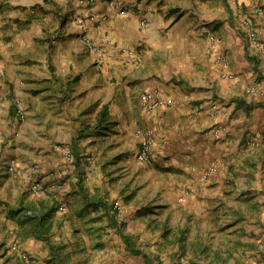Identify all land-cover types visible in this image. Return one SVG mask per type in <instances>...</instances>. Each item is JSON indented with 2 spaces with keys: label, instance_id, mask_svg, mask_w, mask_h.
<instances>
[{
  "label": "crops",
  "instance_id": "obj_1",
  "mask_svg": "<svg viewBox=\"0 0 264 264\" xmlns=\"http://www.w3.org/2000/svg\"><path fill=\"white\" fill-rule=\"evenodd\" d=\"M210 1L0 0V104L10 112L6 136L0 130V264H185L189 246L223 260L225 244L242 263L264 264V52L251 44L245 16L238 30L216 16L206 21ZM251 1L241 5L253 4L264 39V11ZM84 20L106 59L82 42ZM124 47L141 50L139 65ZM53 85L67 93L60 109L47 104ZM150 93L164 101L152 111ZM32 101L43 134L35 143L25 140L34 118L21 122L17 112L30 115ZM147 128L155 131L149 163L137 158ZM251 138L257 148L247 146ZM98 152L101 169L88 161ZM154 166L160 176L139 173ZM241 168L251 187L234 180ZM116 181L149 214L110 228ZM223 189L242 193L228 210L259 214L256 238L239 237L236 224L222 246H210L203 231L224 208ZM94 201L103 202L97 212ZM254 226L245 222L246 231Z\"/></svg>",
  "mask_w": 264,
  "mask_h": 264
},
{
  "label": "rangeland",
  "instance_id": "obj_2",
  "mask_svg": "<svg viewBox=\"0 0 264 264\" xmlns=\"http://www.w3.org/2000/svg\"><path fill=\"white\" fill-rule=\"evenodd\" d=\"M201 1H206V0H201ZM251 2H253L255 4H258V5H261L263 7V10H264V0H252ZM222 4L223 5L221 6L220 10H216L219 7V5H220V1L211 0L209 6H206V9L204 11L206 13V17H203V18H205V20L207 21L209 18H212V17L216 16L215 17L216 18L215 21L217 22V24L223 25V23H227V25H228V23H229L230 24V25H228L229 27L235 28L237 30L239 29L238 27L240 26L241 15L250 16V13L252 12V8H253V4L252 5L251 4L250 5H246V4L241 5V3H239L237 6H232L229 3L228 0H222ZM233 14H234V16H233ZM122 51H124V50H122ZM138 51L140 53H142L140 49H138ZM124 52H126V51H124ZM58 88H59L58 85H56V86L53 85V91L52 92L54 94H53V96L51 97L50 100H47V104H54L58 109H60L61 106L64 105V104L61 105L63 103L62 99L65 97L64 95L67 94V93H65V91H62L60 93L58 91ZM247 93H252V92H250V90H249V91H247ZM59 94H61V95H59ZM66 103H67V101H66ZM34 105H35L34 101L30 102V107H32V108H30V110L32 109L31 112H30V115L26 114L25 108L23 106H21L19 111L17 110V112L19 114L18 118L20 119L21 122L25 123V122H28V121L31 120L29 118H32V117L34 118V124L35 125L32 126V127L29 126L26 129V131H25V140L35 143V142H37L39 140L40 137L43 136V134H41L40 130L37 129V126H38L37 123L39 122L37 120H39L41 118V115H39V113H37L36 108H35ZM20 111L22 112V114H24V116L20 115ZM37 114H38V116H37ZM9 118H10V112L7 113V111L5 109V104H0V130L1 131L6 130V126L5 125H6L7 121L9 120ZM32 128H33V130H35V132H33L31 130ZM150 129H153V128H147L144 131H139L140 135H141V143L139 144L140 148L142 146V141H143V138H144V134L148 133V131ZM2 135L6 136L4 131H3ZM250 137H255L256 138V134H254L253 136H250ZM154 139H155V131H154L153 144H152V148H153L152 152L153 153H154V147H153L154 146ZM40 141H42V139ZM258 143H259V141H256V143L252 144V145L247 143V146H251L252 148H257L259 146ZM59 145L60 144H58V146ZM62 146H63V151H64V154H65V157H67L66 152H67L68 149H71V151L73 153V149L69 145H66L65 143H63ZM140 148H139V150H140ZM99 154L100 153L98 152L97 154L93 155V158L92 157L89 158L88 161H90V163L92 165H94V166H100L99 163L101 162V159L99 157ZM91 156H92V154H91ZM152 156H153V154H152ZM151 159H152V157H151ZM151 159L150 160H146V161L139 159V161L148 162L149 163V161H151ZM67 161L70 162V164L71 163L74 164V161H69L68 158H67ZM99 168L101 169V166ZM159 169L160 168L157 167V166H154L153 170H150L149 168H146V167H139V171H140L139 173H142L143 176H145L147 174L148 175L147 177H149V173L150 174L152 173L153 175L160 176L162 171H160ZM214 169L215 168L213 167L209 171L213 172ZM10 170L13 171V169H11V168H10ZM109 172L111 174H113V173L116 172V170L112 169V171H109ZM118 172L120 173L121 171L118 170ZM261 173L264 175V168H263V171ZM248 174L249 173L244 172V170H242V168L238 169L237 172H234V180L238 181V183L240 185H245L246 184L249 187H251L252 183L249 180V177H248L249 175ZM164 176H165V181H166L167 185L170 186L171 183H169L167 181L169 179V177L167 175H164ZM111 186H114L113 190H114V192H118V194L116 195V198H114V199H113V197H111L112 200L110 202V205H111L112 211H111V216L109 217V220H110V225L109 226H110V228H113V224H115L119 220H123L121 217L125 218V217H130L132 215H136V216H138L140 218H144V217L147 216V214H149V212L147 211V209H148L147 208L148 207L147 204L141 205V207H139L136 210L134 209L133 205H135V201H134V199L132 197V194H130L129 192H125V190H124V192H125V195H124L122 193V191L120 190V188H122V187L118 186L117 181L115 182L114 185H111ZM243 190H247L248 192H251V191L257 192L258 189H247V188H244ZM223 192H224V196H226V200H224V199L222 200L221 206H223L224 208H222L218 214L215 213L216 215H215V218H214V222H213V220L211 221V227L209 229H205L203 231L204 235H205V233H207L206 234V238L208 239V242L210 243V246H215V245H221L222 246L224 243H221V242L222 241L225 242V240L228 239L229 236H230L231 232H230L229 228L234 226V225H236V224H238V226H239V227H237V230L239 231L238 232V236L239 237H241V238L243 237L244 240H246L247 237L256 238L257 234L255 233L256 232L255 228H256V225H258L257 221L260 220V219L259 220H256V219L258 218L259 214H257V216H256V215H249V213L246 214L245 212H240L239 213V212L228 210L224 205H229V203H232L233 204L232 206H234L235 204H237V202L243 201L241 199L242 193L241 194L236 193V194L233 195L232 191L231 192H227L224 189H223ZM93 208H94V211L97 212L98 205H96V206L94 205ZM114 211L116 213H114ZM113 215H115V219L112 218ZM248 215L250 217H248ZM251 219L253 221H250ZM218 221H221L220 224L218 223ZM247 221L249 222V225H253V224L255 225L253 229H251V230L249 229L248 231H246V228H245V222H247ZM121 222H123V221H121ZM250 222L253 223V224H251ZM257 232H259V231H257ZM14 244H16V243H14ZM210 246L208 247V249H210ZM242 248H243V246L241 247V249ZM189 250H190L189 253H190V255L193 258L190 261L186 260L185 264H200V262H203V264H245V262L244 263L241 262V259H239V256L238 257L235 256L234 253L229 254V250H227V245L226 244H225V247L223 249L224 252H226V258H224L223 260L222 259L219 260L217 256L216 257L212 256V257H210L211 258L210 259L209 256H207V253H208L209 250L205 251L204 253L200 252L199 254L195 253L197 251L196 247L189 246ZM237 250H238V246H237ZM204 254H206V255L204 256ZM243 254L245 255L244 251H242L240 253L241 258L243 257ZM258 262L262 263V261H258Z\"/></svg>",
  "mask_w": 264,
  "mask_h": 264
},
{
  "label": "built area",
  "instance_id": "obj_3",
  "mask_svg": "<svg viewBox=\"0 0 264 264\" xmlns=\"http://www.w3.org/2000/svg\"><path fill=\"white\" fill-rule=\"evenodd\" d=\"M229 2L231 3L232 6H237L239 3H241V0H229ZM254 11L255 12H263L264 10H263V7L261 5H257V6H255ZM91 18L94 19V18H96V16L93 15V16H91ZM103 18H105V17H103ZM142 24L144 26H147V24H148L147 20L144 19L142 21ZM243 24H244L243 26L247 30V35H248V38H249L251 44H253L254 46H257L261 51L264 52V39L262 38V35H261L262 32L254 26L252 18L248 15L245 16L244 20H243ZM81 26H82V32H81L80 38H81L82 42L87 46V49L92 54L98 56L101 60L106 59L107 58V51H106L105 47L90 37V35L88 33L86 20L82 21ZM211 38L213 40H215L216 37L214 35H211ZM122 50L126 51L132 57V60L135 64L139 65L141 63L142 53H140L137 49H129V48L124 47V48H122ZM249 90L252 93H254V91L256 93V88L252 87ZM263 97H264V95H263ZM2 98H3V94L0 91V100ZM163 104H164V102L162 101V99L160 97H158V95H156V94L150 93L146 96L145 106L148 110H151V111L155 110V109L159 108L160 106H162ZM216 107H218V105L215 106V109H216ZM20 115L24 116V114H22L21 111H20ZM211 131L216 135H220L222 130L220 127L214 126L211 129ZM153 137H154V130L153 129H150L148 131V133L144 134L142 146H141L140 150L137 152V157L140 160L146 161V160L151 159L152 154H153V152H152L153 151V148H152ZM248 143L252 145V144H255L256 141L254 139H250L248 141ZM66 155H67V158L69 161H74V155H73L71 149L67 150ZM10 168L13 169L14 165H12ZM40 186H41L40 183L35 184L36 189L40 188ZM62 208L65 209L66 207L62 206ZM13 248L17 249L18 245L14 244Z\"/></svg>",
  "mask_w": 264,
  "mask_h": 264
},
{
  "label": "trees",
  "instance_id": "obj_4",
  "mask_svg": "<svg viewBox=\"0 0 264 264\" xmlns=\"http://www.w3.org/2000/svg\"><path fill=\"white\" fill-rule=\"evenodd\" d=\"M106 113H107V111H106V108H105V109H103V112H102V115H101V121L105 119ZM99 122H100V121H99ZM101 203H103V202H95V201L92 202V204H94L95 206H96V205H100ZM105 204H106V203H105ZM106 205H107V204H106ZM147 208H148V207H147ZM49 213H50V212H49ZM49 213H47V214H45V215L43 216L44 221H45V220L51 215V213H50V214H49ZM114 213H116V212L114 211ZM112 218L115 219V215H113ZM170 232H171L170 229H166V230H165V234H168V233H170ZM126 240H127L129 243L132 244V239H131L130 236L127 235ZM134 246H135V245H134ZM135 250H136L137 253H140V252H141L140 249H135Z\"/></svg>",
  "mask_w": 264,
  "mask_h": 264
}]
</instances>
